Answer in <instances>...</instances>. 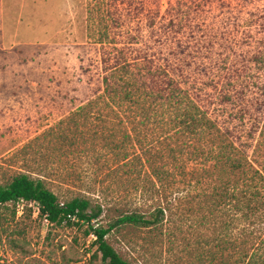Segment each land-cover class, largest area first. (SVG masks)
Instances as JSON below:
<instances>
[{
  "label": "rangeland",
  "instance_id": "374dc122",
  "mask_svg": "<svg viewBox=\"0 0 264 264\" xmlns=\"http://www.w3.org/2000/svg\"><path fill=\"white\" fill-rule=\"evenodd\" d=\"M146 48L264 177V0H0V186L26 174L60 203L87 198L102 206L104 228L152 212L162 186L152 168L196 143L166 105L107 103L105 51L131 60ZM131 87L141 93L140 81ZM88 103L89 117L73 123ZM127 135L119 148L103 140ZM199 174L175 171L165 184L177 193L164 235L129 225L106 242L130 264H242L264 240V220L215 205L217 181ZM15 209L10 221L11 206L0 208L9 221L0 264H103L85 227L50 225L28 203ZM218 251L221 260L209 254Z\"/></svg>",
  "mask_w": 264,
  "mask_h": 264
},
{
  "label": "trees",
  "instance_id": "16d2710c",
  "mask_svg": "<svg viewBox=\"0 0 264 264\" xmlns=\"http://www.w3.org/2000/svg\"><path fill=\"white\" fill-rule=\"evenodd\" d=\"M150 50L151 48L137 49L138 55L131 60H126L123 56L119 58L117 51L115 54H107L105 51L101 62L105 72L103 95L107 98V103H116L122 108L127 105L126 109L144 108L147 102L155 107L166 105L172 108L174 113H178L174 121L177 122L178 128L183 133L190 134L196 143L190 152L172 150L169 154L170 163L152 168V176L162 185L161 189L156 190L159 199L156 200L158 203L153 211L146 215L136 212L124 214L108 228H104L99 224L103 213L100 204L93 205L87 198H74L60 203L57 195L48 190L42 180H33L26 174H19L7 186H0V208L5 205L11 206L10 221L16 218L15 208L18 203H35L38 205L40 218H45L50 225L85 227V235L94 239L92 246L96 250L93 257L99 258L103 264H130L106 242V237L112 229L129 225L164 235L168 230L166 223L170 217L169 206L174 205L172 194L177 193L165 184L172 180L175 171L179 173L181 179L197 172H200L199 177L215 179L217 185L210 194L213 202L217 200L215 205L223 200V205L230 207V210L242 211L246 219L258 216L262 221L264 220V177L252 167L243 152L238 149L235 141L230 137V132L223 131L210 118L207 110L202 109L180 88L179 82L170 74V64L163 66L160 58L157 59ZM137 81H140L142 86L139 89L141 93L131 87L132 83ZM146 81L150 82L146 83ZM147 85L153 87L149 88ZM261 93L264 94V89ZM92 109L93 104L88 103L73 112L70 120L74 123L75 117H89ZM138 117V120L127 123L131 129H136L146 116H142V119L141 116ZM144 125L145 122L141 124ZM103 140L108 141V146L119 148L120 144L131 139L127 135L121 142H116L112 138H103ZM137 159L142 161L140 158ZM239 179L240 184H238ZM134 188L136 190L137 186ZM144 195L145 193L141 196ZM149 197L152 200L151 196ZM8 224L6 216L0 213V236L7 232ZM253 246L251 252L248 250L244 253L242 264H264V240L256 247ZM218 247L223 248L222 245ZM209 254H212L211 257L222 259L220 251Z\"/></svg>",
  "mask_w": 264,
  "mask_h": 264
},
{
  "label": "built area",
  "instance_id": "2783aa9c",
  "mask_svg": "<svg viewBox=\"0 0 264 264\" xmlns=\"http://www.w3.org/2000/svg\"><path fill=\"white\" fill-rule=\"evenodd\" d=\"M21 203H23V202H21ZM19 204H20V203H18V204H17V207H19ZM29 205H30V207H32V206H35V207H36V210H37V212H39V209H38V205H37V204H35V203H30ZM44 220L46 221V219H45V218H44ZM46 222H47V221H46Z\"/></svg>",
  "mask_w": 264,
  "mask_h": 264
}]
</instances>
